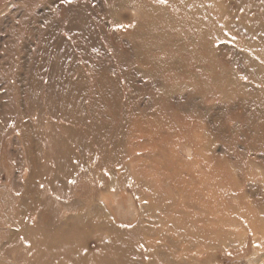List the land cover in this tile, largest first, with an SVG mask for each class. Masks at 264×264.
I'll return each mask as SVG.
<instances>
[{
  "label": "rangeland",
  "instance_id": "374dc122",
  "mask_svg": "<svg viewBox=\"0 0 264 264\" xmlns=\"http://www.w3.org/2000/svg\"><path fill=\"white\" fill-rule=\"evenodd\" d=\"M142 11L0 0V264H162L155 240L170 263L264 264V0ZM134 18L176 51L162 70L141 61ZM149 188L188 234L148 232Z\"/></svg>",
  "mask_w": 264,
  "mask_h": 264
},
{
  "label": "bare ground",
  "instance_id": "6f19581e",
  "mask_svg": "<svg viewBox=\"0 0 264 264\" xmlns=\"http://www.w3.org/2000/svg\"><path fill=\"white\" fill-rule=\"evenodd\" d=\"M183 2L184 0H118V3L124 5L127 8L138 7L140 10H145L142 12H146V10L152 11L149 14L150 15L149 18L151 17L160 18L163 16L165 10L170 11V10L179 9L180 5ZM196 8L198 9V11L202 10L201 5H197ZM185 12L188 13V15L190 16L189 20L185 24L190 25L191 23L194 22L195 18L191 16V14L188 12L187 9L185 10ZM132 20H135V23L133 21L132 24L129 26L127 34L128 36H130V38L133 39L136 49L141 53L142 55L141 61L146 65H152L158 69L161 68L162 70L163 68H165L166 65H168L169 59H171L174 56L175 54L174 52L176 51L170 47H166L165 41L160 36H158L157 33H155V29L151 28L149 24L146 23V21L143 20V22L140 21L137 24L136 18ZM148 20L150 21L151 19H148ZM200 30H201L200 23H198V28H197L198 33ZM162 40H163V44L162 45L160 44V46H158V44L160 43V41L162 42ZM188 58H191V60H193L192 55L188 56ZM195 59L197 62V61H200L202 57L195 55ZM215 69H216V65L211 64V71H212L211 73L209 72L206 75L204 74L198 75L197 77L198 84L200 85L201 89L203 88V90L207 91L209 90L210 87H216L220 83L219 74H215ZM200 75H202L203 78ZM214 78H216V80H214ZM129 176L132 179L131 178L125 179L123 180V182L125 181L127 183L129 181V183L131 184L130 185L131 190L135 192L138 197H141L142 196L141 188L144 187V185L146 186V184H144L143 186H140L139 181H137L138 180L137 175L131 174ZM148 191L149 193L153 194L156 197L159 196L158 200H156V198L150 200L148 209L143 208L141 210L142 213L149 211L150 216L152 217L150 221V225L148 226L149 228L148 232H152L153 235L155 234L160 235L162 227L159 229L155 228L158 222H160V224L166 223L168 226L174 227L175 229L181 230L182 232H185L186 234H188L189 233L188 227L184 226L181 222L173 218V215L171 213L172 210L169 207V205L172 206L171 201L161 198V191L159 189L153 190L149 188ZM158 208L162 209L159 213L156 212L157 210H159ZM155 217H158L160 220L159 221L154 220ZM140 226H141V229H138L139 231L145 232L147 230L146 229L147 226L145 225H140ZM192 232L194 236L198 233L197 231H194V230ZM215 234H218V233L215 232ZM166 236L167 235H165V237ZM222 236L220 237L222 238ZM168 237L170 238V236H167L166 240L168 239ZM201 239L204 241V245L208 249L213 250L215 247H217V245L214 242H212V238H209V239L201 238ZM225 239L227 242H230V240L227 239L226 237ZM146 245L149 251L150 249H152L155 255L159 254V256H157V259L161 261L162 264H181L180 262L170 263V260L172 259V256L174 255L170 253L169 251L163 250L162 245H165L163 242L159 243L157 242V240H155L152 243H147Z\"/></svg>",
  "mask_w": 264,
  "mask_h": 264
}]
</instances>
